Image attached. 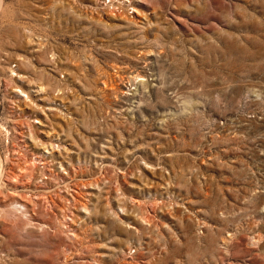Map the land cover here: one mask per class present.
Wrapping results in <instances>:
<instances>
[{"label":"rangeland","instance_id":"obj_1","mask_svg":"<svg viewBox=\"0 0 264 264\" xmlns=\"http://www.w3.org/2000/svg\"><path fill=\"white\" fill-rule=\"evenodd\" d=\"M0 264H264V0H0Z\"/></svg>","mask_w":264,"mask_h":264}]
</instances>
